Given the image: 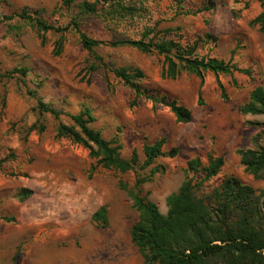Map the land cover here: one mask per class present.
Wrapping results in <instances>:
<instances>
[{"label": "rangeland", "instance_id": "374dc122", "mask_svg": "<svg viewBox=\"0 0 264 264\" xmlns=\"http://www.w3.org/2000/svg\"><path fill=\"white\" fill-rule=\"evenodd\" d=\"M200 1L72 0L66 5L63 0H9L10 6L0 4V73L17 66L30 70L26 78L0 79V250L18 249V264H145L130 238L139 213L129 190L150 174L151 167H140L145 161L143 145L162 135L167 148H180L179 155L158 158L154 166L165 171L142 186V195L147 194L162 214L168 212L166 198L186 179L187 162L199 158L207 165L209 155H214L222 156L225 164L217 177L198 187L199 193L207 194L226 177L235 176L252 187L256 196H263L264 217V173L262 178L254 177L237 154L238 149L264 147V115L239 112L257 82L242 78L235 83L221 76L228 97L224 101L215 78L201 84L194 75L182 74L170 88L196 106V116L187 124L178 123L168 110L148 102L141 104V111L131 108L127 88L113 73L100 68L94 55L81 45V34L114 43L139 40L151 33L158 41L167 27L177 26L195 36L202 27L186 22L200 8ZM23 8L30 13L43 8L45 11L36 17L64 32L50 31L43 40L35 27L15 17L10 25H21L25 30L22 35L9 33L1 17L20 13ZM175 32L186 39L190 35ZM59 43L64 50L54 56V45ZM203 49L199 54H206L207 48ZM95 52L105 64L142 67L147 76L145 85L153 94L159 91L163 57L107 45ZM92 65L99 70L90 73ZM73 96L77 106L84 100L83 105L93 109V128L102 131L106 139L119 140L123 157L137 152L140 164L134 170L121 173L103 169L81 145L56 137L59 122L73 124L64 111L72 107ZM45 98L64 113L59 121L35 110L38 100ZM42 125L46 126L44 131L40 130ZM24 189L30 195L24 197ZM103 205L108 209L107 228L91 221Z\"/></svg>", "mask_w": 264, "mask_h": 264}, {"label": "trees", "instance_id": "16d2710c", "mask_svg": "<svg viewBox=\"0 0 264 264\" xmlns=\"http://www.w3.org/2000/svg\"><path fill=\"white\" fill-rule=\"evenodd\" d=\"M263 12L253 21L259 25L264 33V0ZM72 0H63L69 5ZM10 6L9 0H0ZM206 6L204 10H208ZM22 9L12 16H2L1 22L12 21L15 17L35 27L44 40L50 31L64 32L48 25L42 18L36 17L45 10ZM196 12H199L196 11ZM11 27V25H10ZM13 30H20V26H12ZM171 32V31H170ZM170 32H165L161 40L155 41L148 33L139 40H120L107 43L89 38L81 34V45L92 55L100 68L115 75L125 86L134 91L135 97L131 105L136 106L140 99L152 101L155 105L168 107L180 123H189L192 112L177 100L169 99L161 91L153 94L143 85L144 72L139 68L114 67L104 63L102 57L95 52L96 48L107 45L113 48L131 47L143 54H157L163 57L162 77L177 79L182 73L196 75L201 82L210 72L215 75H233L234 72L249 73L240 70L231 62L217 58L200 57L196 55V45H182V36L177 41L168 39ZM148 38V39H147ZM64 45H54L52 54L60 56ZM99 70V66H91L90 73ZM30 70L25 67H15L0 73V79H17L28 77ZM108 83V81H107ZM108 86L110 87L109 83ZM222 97L228 99L224 86L219 83ZM202 104V101H199ZM35 110L40 115L49 113L57 121L64 114L54 107L38 100ZM242 115H264V84L254 89L249 101L241 106ZM73 124L59 122L56 137L69 139L76 145H81L89 151V157L96 159L97 164L106 170L125 173L134 170L140 164L137 152L130 159L121 155L122 146L118 139L106 140L101 131L92 128L96 119L91 107L86 104L76 115L65 114ZM45 125L40 130L44 131ZM165 140L144 147L145 161L141 164L143 170L151 167L147 178L138 179L130 189L133 206L139 213L138 220L130 228L131 242L141 254L145 264H264V225H261L263 196H256L252 187L243 184L235 176L226 177L207 194L201 195L198 187L217 177L225 161L222 156L209 155L208 164L204 165L199 158L187 162L186 179L177 192L166 198L167 214H162L158 205L152 202L148 195H142V186L152 182L156 174L165 171L162 166H154L158 158L173 159L178 156L179 148L164 151ZM241 163L246 170L256 178H262L264 173V147L257 149H238ZM24 189V197L30 195ZM92 223L100 228L109 226L108 209L105 205L98 208L92 215Z\"/></svg>", "mask_w": 264, "mask_h": 264}, {"label": "crops", "instance_id": "0c3cea01", "mask_svg": "<svg viewBox=\"0 0 264 264\" xmlns=\"http://www.w3.org/2000/svg\"><path fill=\"white\" fill-rule=\"evenodd\" d=\"M199 5H200V8L198 9L199 12L191 13L190 17H187L186 23H188V24H191L193 22L197 23L199 27H202L201 31H199L200 33H198L197 35L194 36L192 32H189V29L187 30V28L185 29L184 27L182 28L180 26L167 27V29H165V32L171 31L170 36H168L167 38L173 39L174 41H177L178 39H177V36L175 33H178V32H175V31H179V33H181L183 35H184V33H186V34L189 33L190 34L189 37L186 36L189 40L185 38V35L184 36L181 35L182 39H181L180 43L182 45H196L197 46L196 55H199L200 57L205 56V57L217 58V59L223 60L225 62H231L238 69L249 71V73L237 71V72H234L233 75H218V76L213 74V73L208 72L205 75V79H209V81H211L213 78H215L216 84L218 85V88L220 91H221V89L219 87V83H221L225 88V85L221 82V76L230 77L231 79H233L234 82H235V79H242V78L243 79L246 78L249 81L254 82V83L257 82V84L254 86L252 91L254 89H256L257 87L262 86L264 84V33L261 31L259 25L253 24V21L263 12L262 2H260L259 0H201ZM206 6L209 8L208 10H204V8ZM38 8H36V9H38ZM23 9H25V8H23ZM26 9H28V8H26ZM41 9H43V8H41ZM10 22L11 21L7 22V24L4 23L6 25L5 27L8 30V32L9 33L15 32V34L22 35L25 28L21 27V25H16V26H20V30H13V28H11V27L15 26V25H11V27H10ZM203 47L207 48L205 55H201V53L199 54L200 50L201 51L204 50ZM119 48H130L132 50L137 51L141 55L143 54L140 51H138L137 49H134L131 47H119ZM104 62H105V60H104ZM107 65L114 66V67H126V68H139V69H141L145 74V79L142 83L143 85H145L147 76H146L145 69H143L142 67L132 66V65L131 66H115L114 64H107ZM17 67H23V66H17ZM24 67L28 68L26 66H24ZM162 69H163V67H162ZM182 74H184V73H182ZM186 74H188V73H186ZM190 75H192V74H190ZM194 76L197 77L196 75H194ZM256 76H259V78H257ZM161 77H162V70H161ZM177 79H164L162 77V80L160 82L161 85L159 87V91H161L163 94H165L169 99H171V100L175 99L181 105H183V106L187 107L189 110H191L192 119H193L196 116V112H195L196 106L193 103L187 102L183 98L177 97L175 95L176 92H174L170 88V83L177 80ZM200 82H201V80H200ZM204 82H205V80H204ZM201 84H202V82H201ZM123 86L125 88H127V90L130 93L128 100L132 97L128 101V102H130L129 106L131 108H135L136 110L141 111L142 110L141 104L148 102L149 104H151L152 107L156 108V107L160 106V107L168 110V112L170 114H172L175 121H177L175 115L171 112V110L168 107L161 106V105H155L152 101H149L146 99H140L136 106H132L131 103L135 97L134 91H132L130 88H128L124 84H123ZM44 87H45V85L42 86V88L39 91L41 96H42V91H43ZM108 88H109V86H108ZM225 94H226V91H225ZM20 96L23 98L22 93ZM57 96H59V94H57ZM25 97L28 98V96L26 94H25ZM221 97H222V91H221ZM222 99L224 101L228 100V99H224L223 97H222ZM49 100L50 99L45 98V100H43V101L46 104L50 105ZM72 102H73L72 107L70 106L67 110H64V111L66 112V114L76 115L81 111L82 106H83L82 102H84V100L81 101L82 104L80 103V105L77 106V104H76L77 100H76L75 96H73ZM87 106H89V105H87ZM240 108H239V112H240ZM23 110L26 112L28 110V107H26ZM149 114H150V111H149ZM240 114L242 115L241 112H240ZM178 123H180V122H178ZM183 124H187V123H183ZM91 126H92V124H91ZM101 133H102V131H101ZM102 135H103V133H102ZM162 139L165 140L164 151H169L173 148H179L178 146H173L171 148H167L166 147V143H167L166 139H165L164 135H162V136L158 137V139L156 141H154L153 143H148V144L143 145V150H144V147L146 145H153ZM106 140H112V139H106ZM179 151H180V148H179ZM134 152H136V151L134 150L133 153ZM133 153H132V155H133ZM132 155H131V157H132ZM123 158H125V157H123ZM130 158H125V159H130ZM91 218H92V216H91ZM4 221L6 222L5 219H4ZM45 254L46 253H44L43 255H45ZM18 256H19V250L18 249L17 250H12V249L0 250V264H18V261H17ZM21 264H28V262L22 261Z\"/></svg>", "mask_w": 264, "mask_h": 264}, {"label": "bare ground", "instance_id": "6f19581e", "mask_svg": "<svg viewBox=\"0 0 264 264\" xmlns=\"http://www.w3.org/2000/svg\"><path fill=\"white\" fill-rule=\"evenodd\" d=\"M169 181V180H168Z\"/></svg>", "mask_w": 264, "mask_h": 264}]
</instances>
